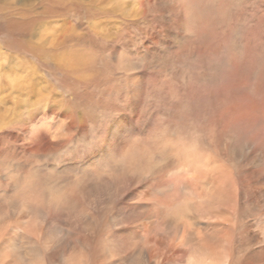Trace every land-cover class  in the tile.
Returning a JSON list of instances; mask_svg holds the SVG:
<instances>
[{
  "label": "rangeland",
  "instance_id": "rangeland-1",
  "mask_svg": "<svg viewBox=\"0 0 264 264\" xmlns=\"http://www.w3.org/2000/svg\"><path fill=\"white\" fill-rule=\"evenodd\" d=\"M38 163L59 230L264 264V0H0V198Z\"/></svg>",
  "mask_w": 264,
  "mask_h": 264
},
{
  "label": "bare ground",
  "instance_id": "bare-ground-1",
  "mask_svg": "<svg viewBox=\"0 0 264 264\" xmlns=\"http://www.w3.org/2000/svg\"><path fill=\"white\" fill-rule=\"evenodd\" d=\"M34 129L35 127L31 124L25 125L24 127V130H26L25 132H30ZM56 132L59 133L58 130ZM9 158H12V157H9ZM29 158L39 161V155L34 152L29 153ZM9 161H8V165H9ZM42 164L43 163H38L37 167L34 170H28V172L23 173V176H22L24 177L23 180L21 178L20 180H16V182L19 185V188L17 187L16 182H13L11 184V187L8 186L9 188L7 190L12 191V193H14L17 188L19 189L18 192H22L21 196L23 197L21 198V200L16 201V200H13V197L11 198L10 195L9 197H7V195L6 197H4L3 194H1V198H0V264H225V262L223 261L221 262V254H220L221 251L216 249L214 246L211 247V250L214 252L211 256L208 254L209 249L205 247L202 248L201 250L197 249V250H200V252L202 251V256L197 257L195 256L194 253H192V251L200 247L198 245H205V243H207L208 241L215 242V244H220V238L217 237L215 239L214 237L215 233L213 235L212 234L213 232H211L212 230L210 231L211 233L210 232L206 233L204 237L199 235L200 237L198 238L196 237L195 234L193 236V234L191 235L190 232L189 234H187L188 232H186L183 238L180 236V238H182L181 246L177 248L175 253L171 254V257L169 256L170 257L169 259L166 258V260L162 259V253L160 252V249L156 247V243L153 242L149 238V236L143 237V235L141 234V238L143 237V243L141 245H135L130 248H128L129 244L124 246L123 245L124 243H123L120 245L119 241L124 239L123 235L122 236L120 235L119 238H117L116 240L114 239L115 237H113L114 235H112L111 237H107V238L104 237V239L101 238L100 234L95 229L96 224H99L101 220L99 218H96V216L90 213H87L88 211L86 213L84 212L87 219H89V223L85 226L87 233L81 234V232H73V231L70 232V230L68 232V230H59V228L57 227L56 221L53 219L50 220L46 212L43 211L41 207H36L35 209V207L31 205V203L27 202V200L32 199V198L31 199L27 198L31 196L30 194L28 195L27 191L29 190L28 188H32L33 185H35V187L37 188L38 186H40L44 191L43 193L47 197H51L50 199H55V194L59 193L60 186L62 185L61 183L62 178L59 175H56L54 168H49L46 165H42ZM10 166L12 167V165ZM15 170L18 171V168H15ZM15 170L9 168L5 171V173L6 175H12V172H14ZM19 171L20 173H22L25 171V169L24 170L19 169ZM133 174L134 173L130 172L131 177ZM32 178H34L33 179L34 181L32 182V184L34 183L33 185L31 184V181H30ZM56 208H58V206ZM117 217L119 216L117 215ZM112 220L113 218L111 219V221ZM195 220H192V222ZM196 222L197 221H195V223ZM64 228L62 227V229ZM213 228L216 233L220 229L218 224L214 225ZM107 234L109 235V232H107ZM197 234L199 233L197 232ZM188 235L189 237H187ZM175 237L177 236L175 235ZM101 239H103V241ZM128 239L130 240V238ZM98 240L100 241V244L99 246H96ZM133 241L132 243H134ZM170 242L172 241L170 240ZM205 251H208V252L205 253ZM215 252H218V253H215Z\"/></svg>",
  "mask_w": 264,
  "mask_h": 264
}]
</instances>
